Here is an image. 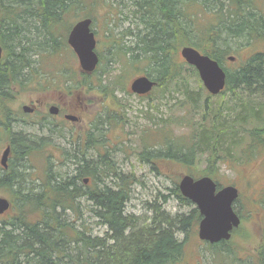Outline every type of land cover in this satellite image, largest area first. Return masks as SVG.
<instances>
[{
  "label": "trees",
  "instance_id": "1",
  "mask_svg": "<svg viewBox=\"0 0 264 264\" xmlns=\"http://www.w3.org/2000/svg\"><path fill=\"white\" fill-rule=\"evenodd\" d=\"M104 2L122 4L121 0H0V45L5 54L0 64V130L12 148L8 170L0 175V188L10 192L13 203V214L0 226V264H174L183 254L179 236L185 237L199 219L195 210L187 216L170 217L155 205L149 224L126 214L128 193L135 180L117 171L103 145L104 125L109 124L110 116L99 118L84 142L75 137L70 153L65 148H57L58 157L47 153L46 161L55 159L50 167H44L42 179L37 185H23L24 177L32 175L29 156L42 153L51 144L44 138L12 130L17 121L8 110L13 90L31 85L37 76L31 60L37 53L30 55L35 47L60 51L65 45L60 29L68 23L69 16L77 17L87 13V5ZM125 2L131 4L129 25L135 33L125 29L122 37H131L133 42L122 51L118 49L115 56L118 59L117 52H121L126 60L146 61L150 71L158 74L148 76L156 87L167 83L188 87L181 72L185 70L176 59L178 47L200 50L222 65L228 53V46L223 48L222 33L228 41H264V19L257 13L254 0ZM225 72L226 88L216 97L217 104H210L209 96L200 100L198 92L188 91L184 101L175 102V116L159 123L163 148L143 150L139 154L142 163L158 160L195 166L204 158L205 173L214 177L218 163L226 159L247 162L259 154L256 149L264 148V125L248 130L245 126L248 119H256L252 116L264 111V52L251 55L237 69ZM81 85L90 89L86 80ZM104 89L111 95V89ZM238 107L243 111L237 112ZM92 150L96 154L89 158ZM67 161L74 165L72 173L53 172L59 162L64 165ZM171 192L178 201L188 202L177 188ZM162 198L161 204L166 203L165 196ZM81 200L88 203V212L97 223L106 228L104 237L93 238L87 229L79 230L74 225L81 217ZM67 213L73 220L62 221ZM219 245L215 260L237 264L230 258L228 244ZM258 264H264V257Z\"/></svg>",
  "mask_w": 264,
  "mask_h": 264
},
{
  "label": "rangeland",
  "instance_id": "2",
  "mask_svg": "<svg viewBox=\"0 0 264 264\" xmlns=\"http://www.w3.org/2000/svg\"><path fill=\"white\" fill-rule=\"evenodd\" d=\"M121 3L120 6L106 2L87 5L85 9L87 13H83L75 19H72L73 16H71L70 20L67 21H70V25H72L80 17L89 16L91 18L92 29L97 35L95 51L100 58L99 71L97 70L94 74L84 76L79 72L76 56L66 44L63 48L68 49L61 52L58 50L49 52L50 49L43 46L35 47L34 51L30 52V55L37 53V56L31 57V60L35 62L34 65H36L33 68L38 70L37 77L31 86L24 88V90H18L12 101L8 102L10 112L19 114V118H21L20 122L12 125V130L30 137L38 136L46 139V143L53 147L54 153L57 152V148H65L66 152L70 153L74 145L71 143V135L73 137L80 135V141L84 142L86 134L82 133L86 132L87 128L96 125L99 118L106 119L107 116H110L109 124L104 125L106 136L103 137V141L106 138L108 144L103 142V145L105 144L108 148L117 171L121 175L131 176L135 180L128 193L130 200L125 206L126 214L139 218V222L142 221V224H149L155 210L152 206L155 205L160 206V210L170 217L187 216L195 209V206L188 202L178 201L171 190L176 188L182 174L205 175L207 167L205 159L202 158L200 163L195 166L160 163L158 160L153 161V164H147L140 161L139 154L143 150L154 152L163 148V144L158 141L157 135L152 130H158L161 120L175 116L174 104L178 100L184 101L183 97L188 95L186 91L190 94L191 92H198L197 98L200 100L208 97V93L203 89L197 72L192 71L193 69L181 60L179 56L180 47L176 50V59L182 63V69L185 71L180 70L186 77L188 87L178 88L174 86V83H167L163 87H156L149 95L150 97H146L147 99H140L128 91L129 83L133 78L141 75L154 78L158 74L150 71L146 61L126 60L125 55L121 52H117L118 59L116 58L115 52L118 49L122 51V49L129 47L130 42H133L131 37H122L125 29L130 28L132 32L134 30L129 25L131 22L129 20L131 4L125 0H121ZM253 3L256 4L255 7L259 16L264 19V0H254ZM70 25L65 23V27L60 29L64 34L65 43L71 28ZM222 34L220 37H223L222 42L225 44L223 48L228 46V53L222 65L229 72L236 69L251 55L264 52L263 40H255L251 43L240 39L228 41ZM252 44L254 47H250ZM209 51L211 50L209 49ZM227 56H233L234 61H228ZM84 80L90 89L81 85ZM42 86L44 88L50 87V89L45 90ZM104 88L111 89V95L106 94ZM56 91L69 93L73 101L78 97L79 101L86 102L83 122L71 125L62 120L63 124L59 128L48 125L51 119L42 118V115H49L48 111L46 110L44 114L42 107L36 102L38 100L50 101L52 96L49 94L55 96ZM217 101V98L212 97L210 104H217ZM31 104L37 107L36 113L31 116L22 114L21 107ZM241 108L243 107H238L237 112L243 111ZM196 116L200 117L199 114ZM252 117L257 118L248 119L245 126L247 130L264 125V111ZM52 120L51 122L55 123L58 119L52 118ZM48 127H51L53 132H50ZM0 134L3 136L1 132ZM239 135L246 136L242 133ZM142 138L143 142L141 141ZM145 145H152V147ZM0 147L1 154L3 149L1 142ZM256 152L260 154L250 158L247 163L242 160L226 159L223 163H218L215 168V180L221 186L233 185L239 189V197L234 202L233 209L240 216L241 224L232 233L229 245L235 248L237 256L244 261L257 258L264 253V148L259 147ZM94 154L96 153L93 150L89 151L88 157L92 158ZM45 156L46 153L29 156L30 163L28 165L32 175L28 178L24 177L26 182L23 185L28 187L27 183L32 185L39 183L38 179H42L44 167H50L51 162H54L53 158L46 161ZM57 166L53 172L61 175L72 173L74 167L70 161L65 162L64 165L59 162ZM5 172L0 167V175ZM11 196L8 190L0 188V197L12 201ZM162 196L167 199L166 203L161 204ZM87 205L88 203L81 200L79 206L81 217L74 221V225L79 230L87 229L85 231L93 238H102L106 234V228L97 223V219L88 212ZM11 213L13 214V212ZM12 214L9 213L10 216ZM9 215L0 217V226L7 222ZM64 220H73V216L67 213L62 221ZM177 235L180 234L177 233ZM183 238H185V245L181 262L177 261L174 264H214L215 260H212V256L217 250H212L211 245L198 239L196 224L188 230L185 237L179 236V240Z\"/></svg>",
  "mask_w": 264,
  "mask_h": 264
},
{
  "label": "water",
  "instance_id": "3",
  "mask_svg": "<svg viewBox=\"0 0 264 264\" xmlns=\"http://www.w3.org/2000/svg\"><path fill=\"white\" fill-rule=\"evenodd\" d=\"M90 22L89 19L78 22L67 36V43L77 56L81 69L85 72L93 71L98 60L94 53V35L89 30ZM181 56L198 71L205 89L211 95L218 94L224 88L225 73L216 61L201 56L191 48H183ZM151 87L152 83L146 78L135 79L131 84L132 92L139 94H147ZM8 154L9 149L7 148L0 159L3 167H6ZM179 189L185 198L197 205L203 217L199 223V238L211 244L228 240L231 230L239 225V218L231 208L232 202L237 197V190L234 187H225L214 194L215 185L209 178L193 181L188 176L182 178ZM9 208V201L0 197V215Z\"/></svg>",
  "mask_w": 264,
  "mask_h": 264
},
{
  "label": "flooded vegetation",
  "instance_id": "4",
  "mask_svg": "<svg viewBox=\"0 0 264 264\" xmlns=\"http://www.w3.org/2000/svg\"><path fill=\"white\" fill-rule=\"evenodd\" d=\"M49 96H52L51 97L52 99L50 101H48V102H42V101L38 100L36 103H38L42 107L44 114H45V111L46 110L48 111V109L50 107H52V106H54L58 111H57V113L55 115H53V116L51 115V118H49L50 117L49 115L48 116H44V117L42 116L43 119L46 118V119H51V121H53L52 120V118H53V119H58L56 121L61 122V118L64 117L67 113H71V112L72 113L73 112L78 113L79 110L83 109V107H84V105L80 104L78 101H76V102L73 101L71 99L70 94H68V93H65V94L64 93H57L55 96L49 94ZM31 106L34 108V112L33 113H35L36 110H37V107L34 104H31ZM23 108L24 107L22 106L21 107V111L23 110ZM12 115H15V117H18L19 118V114L11 113V116ZM20 119L21 118L17 119V121L14 122L13 124H15L17 122H20ZM51 121H50V123L51 124H54ZM80 122L81 121L79 119L76 123H73V124H79ZM0 132L3 134V131L2 130H0ZM3 135H5V134H3ZM220 244H223V243H220ZM259 254H260V252L258 253V255ZM263 257H264V253L261 256L257 257V258H251L250 260H248L249 261V264H258L259 260L261 258H263ZM236 260H237L238 263H241L242 262V260L238 256H236Z\"/></svg>",
  "mask_w": 264,
  "mask_h": 264
}]
</instances>
